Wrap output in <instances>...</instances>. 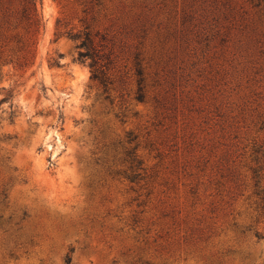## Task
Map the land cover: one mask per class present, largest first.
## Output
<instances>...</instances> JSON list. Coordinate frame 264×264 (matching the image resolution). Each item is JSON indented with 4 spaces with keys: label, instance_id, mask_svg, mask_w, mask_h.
<instances>
[{
    "label": "rangeland",
    "instance_id": "rangeland-1",
    "mask_svg": "<svg viewBox=\"0 0 264 264\" xmlns=\"http://www.w3.org/2000/svg\"><path fill=\"white\" fill-rule=\"evenodd\" d=\"M68 254L264 264V0H0V264Z\"/></svg>",
    "mask_w": 264,
    "mask_h": 264
},
{
    "label": "trees",
    "instance_id": "trees-1",
    "mask_svg": "<svg viewBox=\"0 0 264 264\" xmlns=\"http://www.w3.org/2000/svg\"><path fill=\"white\" fill-rule=\"evenodd\" d=\"M33 2V1H32ZM35 2H33L34 4ZM73 39L80 40L78 47L80 49V57L83 58L84 60L90 58V67H91V78L94 80H98L99 83L102 85L104 92H107L108 85L110 84V81L108 78L105 76L103 69L99 65V60L97 58V54L95 51L94 47V40L92 38L91 32L86 30L84 32H78V33H72L71 34ZM139 62H137V72L136 74L138 75V85H139V90H138V96L139 98H142V83L144 81L143 77V69L138 66ZM109 96L106 95V98ZM72 260V256L70 254L66 255V264H70Z\"/></svg>",
    "mask_w": 264,
    "mask_h": 264
}]
</instances>
